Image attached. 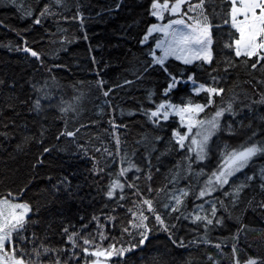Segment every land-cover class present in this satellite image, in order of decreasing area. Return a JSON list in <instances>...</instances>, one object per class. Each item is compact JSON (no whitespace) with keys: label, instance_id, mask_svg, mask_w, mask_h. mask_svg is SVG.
<instances>
[{"label":"snow or ice","instance_id":"obj_1","mask_svg":"<svg viewBox=\"0 0 264 264\" xmlns=\"http://www.w3.org/2000/svg\"><path fill=\"white\" fill-rule=\"evenodd\" d=\"M8 2L22 9L23 16L31 18L32 25L42 26L45 20L58 18L57 30L63 31L59 20L78 21L81 27L85 21L79 2L72 15H65L71 11L68 0H44L38 10L32 7L23 9L17 0ZM123 2L114 0V7L108 11L118 10ZM145 13L152 19L138 43L147 46V59L133 73L135 80L124 79L122 83L108 85L97 73L99 78L94 83L105 98L101 111L107 106L115 112L111 102L115 89L142 81L152 73L161 74L164 84L159 91L160 99H154L157 96L155 89H146L145 99L152 106L141 104L137 111L153 129L164 131L170 127L169 139L164 141L161 135H152L149 139V133H144L137 141L145 147L142 161L138 163L133 158L135 150L129 154L119 134V129H126L127 124L117 123L114 115L108 120V134L114 141V149L103 142L91 147L88 143L80 144L78 133L87 125L69 129L65 121V127L56 139L71 138L76 146L73 155L91 161L90 175L108 176L103 195L106 201L112 202L110 211L93 213L87 218L80 215L79 225L71 221L63 223L57 234L62 243L54 245L48 242L47 230L43 233L35 230L41 224L40 207L22 199L28 184L17 192L9 190L0 194V264H129L130 254L143 249L146 242H151L150 236L157 233H164L178 248L193 245L214 247L216 255L206 253L210 264H220L218 257L229 258L231 264H264V255H254L247 250L252 247L247 244L248 226L242 223L240 216L233 217V210L241 203L246 189L256 185L264 193V167L258 174L244 171L255 159L264 158V127H253L250 116L245 115V112L250 114L253 111V104L264 105V93L251 103L241 101L237 107V95L226 97L225 93L231 90L221 86L234 69L241 67L253 79L256 73L264 77V0H148ZM32 25L25 31H30ZM216 30L222 33L223 56L216 52ZM17 35L23 44L15 48L9 44V51L23 52L44 67V53L30 47L19 32ZM84 39H88L86 34ZM93 63H96L95 58ZM59 67L62 65L53 64L47 70L51 72L52 68ZM199 71L207 73L210 82L201 81ZM51 79L55 82L54 76ZM256 82L264 84V78ZM52 87L48 81L42 86L33 85L37 96L29 98V112L38 115L43 112L42 101H49L48 107H53ZM82 97L83 92L74 96L71 102L61 99L55 106L63 117L69 112H78ZM175 97H179L178 101ZM20 103L29 101L21 100ZM7 107L14 109L15 105L8 104ZM136 114L128 112L130 116ZM120 115H124L123 109H120ZM172 118H175L174 126L168 124ZM257 118L264 122V115ZM245 120L249 122L245 124ZM241 129L250 130L243 139H238L235 144L224 140L225 136L240 137ZM39 131V137L25 136L24 142L35 140L42 144L46 129L41 125ZM0 137L9 140L12 134L0 131ZM161 141L165 144L163 150L157 147ZM21 147L19 143L16 145L18 151ZM50 152V147H43L33 168L43 164V155ZM156 152L159 154L153 164L152 156ZM174 152L180 153V159L164 174L165 182L153 187L154 175L165 163L162 157ZM91 153H100V156ZM114 164L118 167L113 171L111 166ZM182 180L188 183L181 186ZM53 187L57 193L74 194L68 176H62ZM79 187L77 185L76 190ZM189 197L192 198L191 207ZM251 203L248 201L249 205ZM104 207L109 205L106 203ZM257 207L264 209V200ZM118 208L124 209L126 219H119ZM226 219H235L239 226L234 232L229 230L228 237L213 242L210 233L218 228L227 230ZM181 221L196 225L197 231L202 229L203 234L191 240L178 236ZM117 228L119 235H114ZM242 235L247 248L241 246Z\"/></svg>","mask_w":264,"mask_h":264},{"label":"trees","instance_id":"obj_2","mask_svg":"<svg viewBox=\"0 0 264 264\" xmlns=\"http://www.w3.org/2000/svg\"><path fill=\"white\" fill-rule=\"evenodd\" d=\"M79 2L85 16L83 27L78 21L65 22L59 20L63 31L57 30L56 19L49 18L44 21L42 26L32 25L31 18L23 16V10L9 4L8 0H0V131L12 134V138L5 140L0 137V194L11 190L13 192L28 184V189L24 192L22 199L28 200L33 206L40 207L41 224L35 229L38 233L45 230L49 232L48 242L59 245L62 240L57 235L63 223L71 221L79 225V216L86 218L93 213H107L110 211L112 202L106 201L103 189L108 183V176L103 178L93 177L88 169L91 168V161L81 156L73 155L76 146L71 138L60 137L56 139L58 133L64 129L65 121L69 129L79 127L81 124L87 125L81 128L78 133L80 144L100 146L101 142L109 148L115 147L114 141L109 136V118L114 115L117 123L127 124V128L119 129L123 147L129 154L135 150L133 157L138 163L142 161L145 147L137 144L144 133L161 135L164 141L170 136V127L164 131L153 129L145 118L138 113L141 104L151 107L145 99L146 89L152 88L157 91L156 100L160 99L159 91L163 87V77L159 73H152L142 81H136L132 85H126L122 89H115L112 104L115 108L103 106L102 97L95 87V81L103 77L108 85L122 83L124 79L135 80L133 73L141 67L142 62L147 59V46L138 43L147 23L152 19L147 17L145 8L148 0H124L122 6L115 11L109 12L110 7H114V0H68L71 11L65 15H72L75 12V4ZM23 9L29 7L37 10L44 3L40 0H17ZM32 25L30 31H25ZM217 31L216 52L219 56L224 55L222 49L221 30ZM19 32L28 41L29 46L34 50L42 51L44 55V67H41L34 58L23 52L9 51V44L15 48L22 45L23 41ZM85 34L88 39H84ZM95 58L96 63H93ZM53 64L62 65L59 68H52L51 72L47 69ZM207 67V66H206ZM223 67V65H221ZM99 73V77L97 76ZM220 75H224L220 72ZM55 77V82L52 77ZM201 81L210 82L207 73L198 72ZM253 79L251 74L243 71L242 67L234 69L228 75L226 81L221 82L226 90L225 96L237 95V107L240 102L251 103L253 99H259V94L264 93V84L256 81L264 78L261 73L255 74ZM45 81L53 84L51 92L53 107H48L49 101H42L44 111L39 115L29 112L31 100L35 99L37 92L33 85L42 86ZM184 91L183 89L181 90ZM83 92L78 112H69L66 116H61L55 106L61 99L71 102L74 96ZM179 99V97H175ZM199 99V97H196ZM219 99V98H217ZM21 100H28L29 103L22 104ZM8 104H14L15 108L10 109ZM118 105L119 107H115ZM253 111L245 115L250 116L253 127H264L257 117L264 115V105L253 104ZM123 109L124 115H120ZM137 112L130 116L128 112ZM173 119L168 124L173 125ZM14 122V123H13ZM95 122V123H94ZM245 124L249 121L245 120ZM7 125V127H5ZM46 129L43 143L38 144L35 140L24 142L25 136L39 137L40 127ZM250 130L241 129L240 137H224L228 143L235 144L238 139ZM164 141L157 147L163 150ZM21 144V150L16 149L17 144ZM43 147H50L51 152L43 155V164H38L33 168V163L40 156ZM97 157L100 153H91ZM159 153H153L152 162L156 163L155 157ZM180 153H171L162 157L165 161L161 171L155 173L153 187L164 183V174L168 172L177 160ZM118 165L111 166V170H116ZM264 167V158H257L245 172L252 174L259 173V169ZM155 172V169H153ZM75 173V174H73ZM241 175V174H238ZM62 176H68L72 181L74 194L69 196L66 192H56L55 185ZM51 177V179H49ZM203 179V178H201ZM29 181L31 183L29 184ZM195 184V180L192 181ZM181 186L188 183L182 180ZM79 189L76 190V186ZM264 200V193H261L256 185L246 189L242 194L241 203L233 210V217L240 216L242 223L248 226L247 248L244 237L241 236V246L254 255H264V209L257 207L258 203ZM251 201V205L248 204ZM109 207H104L105 204ZM189 207L192 198L189 197ZM247 208L246 212L242 211ZM255 208V211H253ZM120 220L126 219L124 209H117ZM181 227L177 235L185 240L194 239L198 234L202 235L203 230L197 231V226L188 221H181ZM228 229L218 228L210 233V238L216 242L217 238L223 239L229 236V230L235 231L239 226L235 219L227 220ZM48 225L51 227L49 228ZM114 235H119L117 228ZM150 243L146 242L143 249H138L130 254L129 264H210L207 261L206 253L216 255V249L211 246L193 245L187 248H178L171 244L164 233H157L150 236ZM107 243V241H105ZM227 251V249H226ZM243 255L241 259H243ZM220 264H231L229 258L218 257Z\"/></svg>","mask_w":264,"mask_h":264}]
</instances>
